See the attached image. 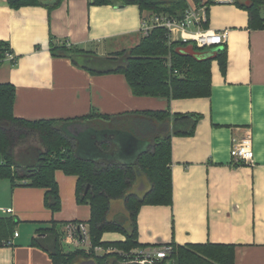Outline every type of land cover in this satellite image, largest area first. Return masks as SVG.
I'll list each match as a JSON object with an SVG mask.
<instances>
[{
	"label": "crops",
	"instance_id": "crops-1",
	"mask_svg": "<svg viewBox=\"0 0 264 264\" xmlns=\"http://www.w3.org/2000/svg\"><path fill=\"white\" fill-rule=\"evenodd\" d=\"M90 1L62 0L49 10L45 5L13 8L0 0V39L12 49V57L7 55L0 64V83L16 87L15 115L66 119L63 128L78 155L120 164L135 162L152 138L171 132L173 200L141 206L138 234L145 247L132 253L173 242L232 243L235 264H264V28H251L248 11L236 4L248 0H187L188 8L205 14L202 28L228 31L222 45L227 49V67L223 73L219 61H212L210 96L170 99L136 95L124 73L94 74L68 57L52 54L53 40L109 57L136 46L145 35L138 5ZM197 29L198 25L189 28ZM187 50L200 56L213 52ZM156 111H168L171 117L161 122L148 114ZM192 114L201 115L194 132L175 133L191 126L193 116H181ZM107 115L113 118H104ZM124 121L131 131H124ZM244 138L252 141L253 162L231 155L233 143ZM55 176L62 201L56 212L45 205L44 188L14 186L10 179L0 178V206L20 222L18 236L0 246V264H53L49 252L33 244L39 228L50 227L51 221H57L65 252L90 251L91 206L77 199L78 178L60 169ZM149 187L147 177L139 175L134 191L142 188L138 192L142 193ZM115 208L111 206L110 216ZM71 223L86 226V242L76 245L71 240ZM125 239L119 231L103 236L107 242ZM114 251L118 250L96 247L99 254ZM75 264L95 261L83 257Z\"/></svg>",
	"mask_w": 264,
	"mask_h": 264
},
{
	"label": "trees",
	"instance_id": "trees-1",
	"mask_svg": "<svg viewBox=\"0 0 264 264\" xmlns=\"http://www.w3.org/2000/svg\"><path fill=\"white\" fill-rule=\"evenodd\" d=\"M9 6L45 5L49 10L62 0H6ZM92 5L136 4L144 20L152 22L155 15L182 19L189 7L187 0H91ZM248 11L249 26L264 28L262 9L264 0L237 1ZM145 13V14H144ZM200 51L190 40H173L168 29L155 26L140 42L109 57H100L76 45L54 44L52 54L64 56L73 64L94 74L121 72L136 95L165 98L208 97L212 89L211 64L218 60L223 73L227 67V49L196 55ZM207 49V48H206ZM212 49V48H209ZM12 52L10 43L0 39V64ZM16 87L11 82L0 83V178L10 179L14 186L23 184L46 190L45 205L54 212L62 207L56 171L77 176V199L91 206L87 221L91 249L79 248L65 252L57 221L50 227L39 228L40 236L33 244L49 252L53 264H75L79 258L91 257L95 264H110L111 258L127 259L133 249L145 247L139 242L138 213L144 204H171L173 180L171 169V132L157 135L149 141L147 150L132 163L105 162L78 155L73 141L64 130L66 119L30 120L15 115ZM164 122L171 117L168 111L149 112ZM190 119V127L175 133L192 134L201 118L199 114L182 115ZM104 118L112 119L111 116ZM36 142H35V141ZM242 161V160H241ZM139 175L146 176L150 187L142 193L134 191ZM122 199L128 215L123 221L110 216L112 202ZM19 220L9 213L0 214V246L9 244ZM109 231L125 234L124 241L107 242L103 236ZM171 254L163 264H235V244L195 243L179 245L175 242ZM96 247L118 251L99 254ZM121 252V253H119Z\"/></svg>",
	"mask_w": 264,
	"mask_h": 264
},
{
	"label": "built area",
	"instance_id": "built-area-1",
	"mask_svg": "<svg viewBox=\"0 0 264 264\" xmlns=\"http://www.w3.org/2000/svg\"><path fill=\"white\" fill-rule=\"evenodd\" d=\"M205 20V14L199 12L198 9L188 8L185 16L182 19L175 17H168L166 15H155L152 22L144 20L143 31L148 34L153 27L163 26L168 29L169 36L173 40H177L176 33L179 34L182 40H191L197 46L202 48H213L215 46H222L226 43L228 31H213L207 30L200 26V23ZM192 25H198L196 31H190ZM8 56L12 57L9 53ZM231 155L236 160L250 161L254 160V152L252 149V141L250 138L236 140L231 149ZM0 210L8 213L10 210L0 206ZM87 228L84 224L71 223L69 226V234L71 240L79 245L87 241ZM14 236H18L15 231ZM173 246L170 243L163 245H153L139 251H135L132 256L128 257L129 262H141L145 264H163V261L169 257Z\"/></svg>",
	"mask_w": 264,
	"mask_h": 264
},
{
	"label": "rangeland",
	"instance_id": "rangeland-1",
	"mask_svg": "<svg viewBox=\"0 0 264 264\" xmlns=\"http://www.w3.org/2000/svg\"><path fill=\"white\" fill-rule=\"evenodd\" d=\"M190 47H192V51H193V46H192V44H190ZM190 47H188L187 49H189ZM205 51H209V49H202V50H200V52H205ZM125 119V118H124ZM121 120H123V119H121ZM121 122V121H120ZM122 125H123V129H124V131L125 132H128V131H126V130H129V131H131V129H130V127H129V125H128V123L126 122V121H124L123 123H122ZM115 126V125H114ZM116 127V129H118V127L117 126H115ZM122 127V126H121ZM118 131V130H117ZM35 141V140H34ZM36 142V141H35ZM146 144V143H145ZM126 149V147L125 148H123L122 149V151H124ZM125 154V153H124ZM141 190H142V188H141ZM141 190H137L138 192L139 191H141ZM112 205H113V207H116L115 208V210L113 211V212H111V218H114V219H116V220H118V221H123V219H125V217L128 215V212H127V210H126V208H125V206H124V203H123V200L122 199H117V200H114L113 202H112ZM68 247H72V246H68ZM68 247H66V248H68ZM116 258H111V262H114V260H115Z\"/></svg>",
	"mask_w": 264,
	"mask_h": 264
},
{
	"label": "water",
	"instance_id": "water-1",
	"mask_svg": "<svg viewBox=\"0 0 264 264\" xmlns=\"http://www.w3.org/2000/svg\"><path fill=\"white\" fill-rule=\"evenodd\" d=\"M221 48H222V46H215V47L212 48V51H217V50H220ZM112 264H145V263H141V262H118V261H114Z\"/></svg>",
	"mask_w": 264,
	"mask_h": 264
}]
</instances>
